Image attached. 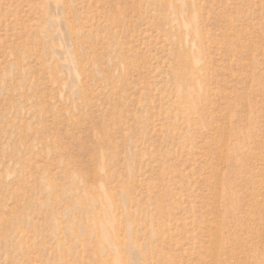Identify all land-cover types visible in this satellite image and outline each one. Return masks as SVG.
<instances>
[{"label":"rangeland","instance_id":"rangeland-1","mask_svg":"<svg viewBox=\"0 0 264 264\" xmlns=\"http://www.w3.org/2000/svg\"><path fill=\"white\" fill-rule=\"evenodd\" d=\"M0 264H264V0H0Z\"/></svg>","mask_w":264,"mask_h":264}]
</instances>
